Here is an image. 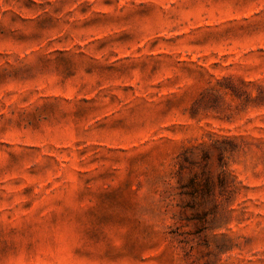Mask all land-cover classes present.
Wrapping results in <instances>:
<instances>
[{"label":"rangeland","instance_id":"374dc122","mask_svg":"<svg viewBox=\"0 0 264 264\" xmlns=\"http://www.w3.org/2000/svg\"><path fill=\"white\" fill-rule=\"evenodd\" d=\"M0 264H264V0H0Z\"/></svg>","mask_w":264,"mask_h":264}]
</instances>
